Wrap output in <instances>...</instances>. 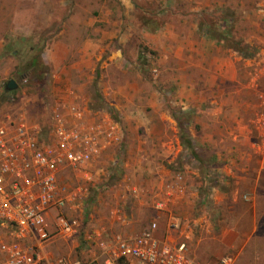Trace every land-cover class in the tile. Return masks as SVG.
Instances as JSON below:
<instances>
[{
    "label": "rangeland",
    "instance_id": "374dc122",
    "mask_svg": "<svg viewBox=\"0 0 264 264\" xmlns=\"http://www.w3.org/2000/svg\"><path fill=\"white\" fill-rule=\"evenodd\" d=\"M263 67L264 0H0V114L20 104L46 131L56 106L77 104L89 121L108 117L123 130L120 150L104 154L90 187L88 232L119 231L114 208L132 223L125 233L153 220L159 184L136 183L142 154L186 176L198 197L192 218L210 220L214 232L224 216L234 218L235 199L251 194L238 190L230 170L261 169L253 121ZM10 80L19 88L5 92ZM131 183L145 189L144 201L130 196ZM206 224L190 242L198 264H221L231 254L250 264L237 249L218 253L217 242L206 249L214 240ZM159 225L163 235L166 223ZM85 245L61 239L46 253L86 263Z\"/></svg>",
    "mask_w": 264,
    "mask_h": 264
},
{
    "label": "built area",
    "instance_id": "2783aa9c",
    "mask_svg": "<svg viewBox=\"0 0 264 264\" xmlns=\"http://www.w3.org/2000/svg\"><path fill=\"white\" fill-rule=\"evenodd\" d=\"M261 72L253 126L254 148L264 160V67ZM86 115L80 105H58L46 131L20 104L0 115V264H198L190 245L197 220L174 214L175 199L189 192L182 173L158 188L152 200L156 215L140 232L121 229L132 223L119 208L111 211L119 231L108 233L103 226L87 231L90 187L102 174L99 161L108 150L119 149L123 130L108 117L89 122ZM126 189L135 200L147 194L133 183ZM162 219L167 222L163 235ZM78 238L91 247L86 263L46 253L57 240ZM237 260L231 254L220 263Z\"/></svg>",
    "mask_w": 264,
    "mask_h": 264
},
{
    "label": "crops",
    "instance_id": "0c3cea01",
    "mask_svg": "<svg viewBox=\"0 0 264 264\" xmlns=\"http://www.w3.org/2000/svg\"><path fill=\"white\" fill-rule=\"evenodd\" d=\"M81 67H83L81 72L84 73L85 71H87L86 66L82 65ZM83 75L86 76V74H83ZM118 148L119 149H117V151L120 150V147ZM108 152L115 153L116 150L112 148L108 150ZM142 156L145 159L144 165H142L143 161L138 157L140 160H138V163H136L137 164L136 168H134V171H138L139 173L137 177V180L139 183L136 182L137 184L143 185L144 182H146L147 184H145V186L148 189L151 188V185L158 186L159 184V186L157 187L158 189L163 186L165 181L172 179V176L176 174L168 170H162L160 168H156L155 163L152 160H149L147 155L144 156V154H142ZM243 161L248 162L247 158H243ZM260 163H261L260 171L254 172L247 168L230 170L229 172L230 175L232 176V178H235L236 183L239 184V185L237 184L238 185L237 188H239L238 190L241 192H248L251 195H248V194L244 195L245 197L244 199H247L245 201H243L242 198L240 197L235 199L234 205H236V207H239L240 209L239 212L237 213V215L233 214L234 218H231L229 222L227 221V217L224 216L222 221L225 224H223L220 229H217L216 232H214L212 228H210L211 221L205 220V217H203L202 220L200 218L201 216L192 218V212L196 207L195 206L197 202L196 198L198 197H197L196 192L191 190V186L193 187V185H190L188 183L186 176H184L185 183L189 187V192L186 195H184V197H177L175 199L174 201L175 204L173 206L174 214H176L178 217H180L182 220L186 222L197 220V223L199 225L197 228H199L202 234L205 228V224L207 223L206 224L207 231L210 230L208 233H210V235L213 236L214 240L211 241V243L208 244V246H206V249L212 251L213 249L217 248V243H218V246H219L218 253H223L225 248L230 249V251L232 250L236 251L237 249L239 250L240 254H242V257L245 256L246 260L250 261V264H264V253H263L264 250L263 251L260 250V248H262L264 245L263 243L264 241V199L261 198L262 196L256 195L257 193L264 192V160L261 159ZM126 166H129V164H127ZM155 175H159L157 179ZM144 176H146L145 180L143 178ZM248 183L252 185L250 189L247 188ZM211 192L213 193L210 196L212 200L215 198L217 194V190L212 187ZM249 196H251V198H249ZM259 197H260V200L258 199ZM135 201L139 202L141 201V199L135 200ZM142 201L144 200L142 199ZM89 204H91V201L89 202ZM203 220L205 222H203ZM90 221H91V218L89 219L88 222ZM161 222H165L167 225L166 220L162 219ZM197 228H195L194 230L197 231ZM89 230L90 229L87 228V231ZM4 236L8 238L7 237L8 235L7 236L4 234L1 235V237H4ZM198 236L199 235H197V237ZM82 237H84V235ZM193 238H194V233H193L192 239ZM80 239L81 238H78L74 241H67V240H63V241L66 242L68 246L74 247V245H76L80 241ZM202 240H203V235L199 239V241H202ZM252 240H253V243H251ZM252 244L257 245L256 250L254 246L252 247Z\"/></svg>",
    "mask_w": 264,
    "mask_h": 264
},
{
    "label": "water",
    "instance_id": "95a60500",
    "mask_svg": "<svg viewBox=\"0 0 264 264\" xmlns=\"http://www.w3.org/2000/svg\"><path fill=\"white\" fill-rule=\"evenodd\" d=\"M7 91L12 92L18 89V83L15 80H10L6 86Z\"/></svg>",
    "mask_w": 264,
    "mask_h": 264
},
{
    "label": "trees",
    "instance_id": "16d2710c",
    "mask_svg": "<svg viewBox=\"0 0 264 264\" xmlns=\"http://www.w3.org/2000/svg\"><path fill=\"white\" fill-rule=\"evenodd\" d=\"M7 84H8V83H7ZM6 86H7V85L5 84L4 91H5V92H9V91H7V89H6ZM188 144L190 145V143H188Z\"/></svg>",
    "mask_w": 264,
    "mask_h": 264
}]
</instances>
